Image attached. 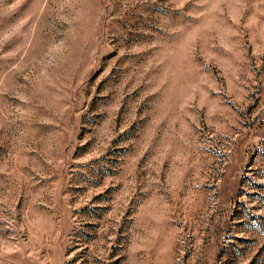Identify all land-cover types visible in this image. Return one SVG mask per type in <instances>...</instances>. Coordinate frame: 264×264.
I'll return each instance as SVG.
<instances>
[{
	"label": "rangeland",
	"instance_id": "obj_1",
	"mask_svg": "<svg viewBox=\"0 0 264 264\" xmlns=\"http://www.w3.org/2000/svg\"><path fill=\"white\" fill-rule=\"evenodd\" d=\"M0 264H264V0H0Z\"/></svg>",
	"mask_w": 264,
	"mask_h": 264
}]
</instances>
